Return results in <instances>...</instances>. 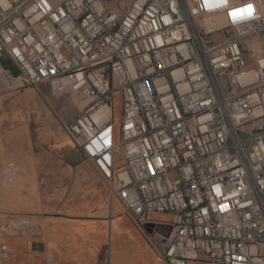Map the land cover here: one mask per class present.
Returning <instances> with one entry per match:
<instances>
[{
	"label": "built area",
	"instance_id": "obj_1",
	"mask_svg": "<svg viewBox=\"0 0 264 264\" xmlns=\"http://www.w3.org/2000/svg\"><path fill=\"white\" fill-rule=\"evenodd\" d=\"M208 2L0 0V93L71 96L64 129L166 264H264V0Z\"/></svg>",
	"mask_w": 264,
	"mask_h": 264
},
{
	"label": "crops",
	"instance_id": "obj_2",
	"mask_svg": "<svg viewBox=\"0 0 264 264\" xmlns=\"http://www.w3.org/2000/svg\"><path fill=\"white\" fill-rule=\"evenodd\" d=\"M50 129L55 131L58 120L52 115ZM48 125L34 128L32 124L0 132V233L8 234L10 242L17 240L19 233L26 230L32 234L28 239L25 254L32 261L45 260L46 240L36 234L45 233L48 218L65 223L70 232L83 230L87 234H96L100 239L109 237L113 247L118 248L114 254L117 264H152L154 250L150 247L142 229L125 213L123 204L111 199L110 186L105 182L92 163L80 162L76 172H71L88 184L90 190L73 191L67 205L68 212L58 218L59 199L64 197V190L49 189V173L53 185L63 182L65 161L61 148H54L52 159L42 157L41 146L43 130ZM39 134V135H38ZM49 137L45 136L48 141ZM74 145V144H73ZM59 210V211H58ZM64 218L65 221L61 220ZM77 258L68 257V263L80 264ZM42 261V262H43ZM41 262V263H42ZM163 264H166L163 262Z\"/></svg>",
	"mask_w": 264,
	"mask_h": 264
},
{
	"label": "rangeland",
	"instance_id": "obj_3",
	"mask_svg": "<svg viewBox=\"0 0 264 264\" xmlns=\"http://www.w3.org/2000/svg\"><path fill=\"white\" fill-rule=\"evenodd\" d=\"M1 63L13 73L18 74L20 67L16 61L8 54L5 53L1 57ZM78 113V109L72 102V98L69 94L57 95L51 88L42 84L40 86L24 85L16 89L0 93V132L13 130L22 125L32 124L34 128L42 126L43 129L48 125V131L40 134L44 137L43 144L41 146L42 157H46L47 160L52 159L54 154L53 150L56 145L61 148L62 155L65 161V176L63 182H60L58 186L53 185L51 182L52 175L49 173L50 183L49 189H62L64 190L63 199H59V213L55 216L60 218L68 212L67 205L70 202V196L75 190L85 189L90 190L88 184L83 179H78L75 174L73 176L71 172H76V168L80 167V162H90L72 142L71 138L67 134L63 127V122L72 118ZM52 114L59 122V126L52 132L49 125L52 123L50 117L45 115ZM39 135V134H38ZM45 136H48V141L45 140ZM91 163V162H90ZM85 189H83V188ZM46 224L45 233L36 234L37 237L46 240L47 245L53 246V248H46V258L51 260V264L68 263V257L77 258L76 262L80 264H117L114 254L118 256V248L113 247V240L109 237L106 239H100L99 235L87 234L85 231L70 232L67 230L65 223H61L58 220H52L48 218ZM61 220L65 221L64 218ZM143 231V230H142ZM144 232V231H143ZM145 234V233H144ZM146 235V234H145ZM30 232L26 233V230L19 233L17 240L12 242L8 239V234L0 233V245L7 248L6 258L0 262V264H42L41 261H32L25 254V247H28V239L32 238ZM147 238V236H146ZM150 247L154 250L149 239L147 238ZM153 261L152 264H163V260L160 258L156 250L153 254L149 253ZM45 259V258H44ZM140 264H150L147 262H141Z\"/></svg>",
	"mask_w": 264,
	"mask_h": 264
},
{
	"label": "clouds",
	"instance_id": "obj_4",
	"mask_svg": "<svg viewBox=\"0 0 264 264\" xmlns=\"http://www.w3.org/2000/svg\"><path fill=\"white\" fill-rule=\"evenodd\" d=\"M207 7H209V8L216 7V2H214V0H209V2L207 3ZM238 10H240V11L234 12L233 13V16H235V17L242 16L246 12H248L250 9L249 8H247V9H245V8H239Z\"/></svg>",
	"mask_w": 264,
	"mask_h": 264
},
{
	"label": "snow or ice",
	"instance_id": "obj_5",
	"mask_svg": "<svg viewBox=\"0 0 264 264\" xmlns=\"http://www.w3.org/2000/svg\"><path fill=\"white\" fill-rule=\"evenodd\" d=\"M248 8L250 9V10L248 11V14L251 15V6H249ZM237 11H240V10L236 9L235 11H233V13H234V12H237ZM233 13H232V16H233ZM233 18H236V17L233 16Z\"/></svg>",
	"mask_w": 264,
	"mask_h": 264
},
{
	"label": "bare ground",
	"instance_id": "obj_6",
	"mask_svg": "<svg viewBox=\"0 0 264 264\" xmlns=\"http://www.w3.org/2000/svg\"><path fill=\"white\" fill-rule=\"evenodd\" d=\"M58 95V94H57Z\"/></svg>",
	"mask_w": 264,
	"mask_h": 264
}]
</instances>
